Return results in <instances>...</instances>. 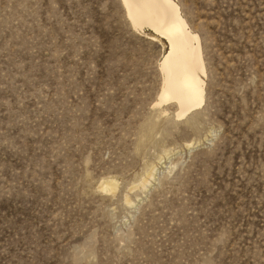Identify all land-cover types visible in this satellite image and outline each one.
<instances>
[{"label":"rangeland","instance_id":"rangeland-1","mask_svg":"<svg viewBox=\"0 0 264 264\" xmlns=\"http://www.w3.org/2000/svg\"><path fill=\"white\" fill-rule=\"evenodd\" d=\"M175 1L183 118L121 0H0V264H264V0Z\"/></svg>","mask_w":264,"mask_h":264},{"label":"bare ground","instance_id":"bare-ground-1","mask_svg":"<svg viewBox=\"0 0 264 264\" xmlns=\"http://www.w3.org/2000/svg\"><path fill=\"white\" fill-rule=\"evenodd\" d=\"M121 1L134 28L148 27L168 42L169 51L159 63L163 84L157 104L176 103L178 118L201 107L206 95L202 41L190 27L178 3L175 0ZM114 187L112 183L107 186Z\"/></svg>","mask_w":264,"mask_h":264}]
</instances>
